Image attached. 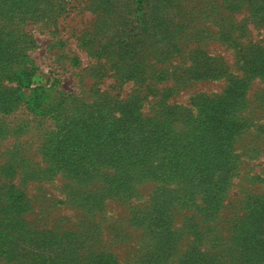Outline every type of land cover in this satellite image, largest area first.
I'll return each instance as SVG.
<instances>
[{
    "label": "rangeland",
    "instance_id": "1",
    "mask_svg": "<svg viewBox=\"0 0 264 264\" xmlns=\"http://www.w3.org/2000/svg\"><path fill=\"white\" fill-rule=\"evenodd\" d=\"M229 1L164 4L146 27L158 32L159 60L139 54L140 31L113 18L103 42L122 31L113 58L130 72L143 60L136 85L89 51L98 26L81 0H0V92L10 96L0 186L24 195L0 264H264V249L234 227L264 205V25ZM37 86L51 99L29 112ZM15 90L26 95L14 101ZM136 90L142 101L117 137L110 119L57 143L60 125L86 128L94 102L112 114ZM69 94L79 100L53 108Z\"/></svg>",
    "mask_w": 264,
    "mask_h": 264
},
{
    "label": "trees",
    "instance_id": "2",
    "mask_svg": "<svg viewBox=\"0 0 264 264\" xmlns=\"http://www.w3.org/2000/svg\"><path fill=\"white\" fill-rule=\"evenodd\" d=\"M86 5V9L90 10L91 13L95 16V25L98 26V29H94L93 32H87L88 35L87 47L91 52V47L95 51L92 52L94 55L101 59L104 58V54H108L107 65L109 64V68L111 71H115V73L119 76L118 78L120 81L124 79L126 81H135V84H140L143 80V75L140 72V68L143 65V60L138 57L137 64H132L131 69L137 72H130L125 71L124 68L121 66V62L118 59L113 58V54L115 50H112V47L118 44L119 42L122 44L126 43L125 36H122V31L118 33L116 36H113L111 41L104 43V39L106 37L107 31L111 30L112 19L118 18L124 21V25L132 26L135 30L140 31L138 36L139 47L138 50L139 54H143L144 52H148L149 56H152L153 59L159 60L160 52L162 49V45L159 44L158 41V32L152 34L147 27V20L151 19L154 21L156 16L161 14L165 6L169 5L172 0H81ZM230 6L234 10H239L243 5L247 6V11L249 12V17L252 20L257 21L264 25V0H231ZM141 7V8H140ZM143 13L142 18L132 19V16H135L137 13ZM116 23V22H115ZM117 24H119L117 22ZM158 28V27H157ZM161 29V27L159 28ZM188 27H185L187 30ZM173 31V28H171ZM114 35V34H113ZM83 37V36H82ZM118 38L116 42L114 39ZM127 47H132V45H127ZM110 57V58H109ZM31 90L32 88L29 87ZM40 91V92H39ZM46 89L42 86H37L36 90L34 91L33 95L27 96L25 99V105L29 112H33L35 109L43 108V105H47V102L50 101L51 96L48 93H45ZM33 92V91H32ZM7 92H0V109L2 112H7V107H10V96L6 94ZM142 91L136 90L131 94L126 100L123 102H119L116 105L119 106L116 112L111 114L108 111V115H104L105 109L104 105L101 102L105 100L102 98L100 101L94 102L91 107L96 108L97 114L91 117H87L84 121L79 122L81 126H86V128L77 129L78 132L75 131V124H70L69 128L71 130L64 131L63 126H59V131L57 133V143H61L62 145H66L67 142H70V138H76L78 134H84L85 132L89 131L90 133L86 134L87 137L93 136L91 133H95L97 130H101V126L104 128L105 123L110 121V119L115 120V125L111 126L110 131V139H114L115 137L120 134L117 131L120 126L125 127V125L131 123L133 118V111H129L130 108H136L135 104L142 101L140 98V94ZM19 94V95H18ZM14 101H18L22 98L21 95H26L25 93H20V91H14ZM72 99V100H71ZM71 101V104L79 99L72 94L67 95L65 99L55 98L53 99V103L55 107L61 105H67ZM105 103L112 104V102L105 101ZM160 105L163 103H159ZM51 106L47 107L50 108ZM51 107V108H52ZM10 111V108L8 109ZM112 111V110H111ZM58 112V111H56ZM80 113V112H79ZM60 115V113H57ZM75 114H72L74 116ZM117 115V116H116ZM71 120H76L75 118H70ZM94 121V124L90 127V123ZM63 125V124H62ZM118 126V127H117ZM117 130H113L116 128ZM62 128V129H61ZM61 139V141H59ZM92 142V141H90ZM94 143V142H92ZM10 169L7 168L6 175L9 174ZM22 204H24V195L21 191L16 190L14 185L0 186V239H3L4 242L0 240V247L4 246L8 239L7 231L11 230L14 226L20 225L22 222L20 216L23 214L22 211ZM235 224L234 227L236 228V234L239 235V241L244 243L246 246L252 247L254 251H258L260 249H264V243H258L256 232L260 229H264V205H252L250 210L248 211L247 215L241 217L240 220H234ZM264 235V234H263ZM244 241V242H243ZM262 242V241H261ZM1 252V251H0ZM5 252L3 255H5ZM2 255V254H0Z\"/></svg>",
    "mask_w": 264,
    "mask_h": 264
}]
</instances>
